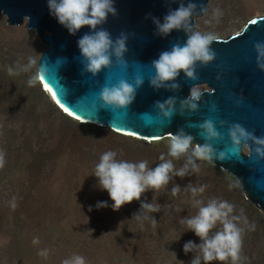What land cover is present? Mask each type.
Here are the masks:
<instances>
[{
    "label": "rangeland",
    "instance_id": "374dc122",
    "mask_svg": "<svg viewBox=\"0 0 264 264\" xmlns=\"http://www.w3.org/2000/svg\"><path fill=\"white\" fill-rule=\"evenodd\" d=\"M208 3L209 11L196 21V30L213 32L217 40H227L264 17V0ZM215 9L222 13L218 20L213 19ZM25 24L11 27L6 18L0 19V150L6 161L0 168V264H61L74 254L83 256L86 264H190L194 254H185L183 245L190 240L199 244L200 239L180 223L197 211L191 193L184 191L189 183L206 186L197 197L205 202L227 200L238 215L243 209L255 228L245 227L239 264H264V214L240 185L229 189L237 181L209 162L197 161V173L173 177L165 188L147 191L118 211L111 209L108 193L92 176L100 155L112 150L118 159L147 160L154 168L159 155L167 153L168 140L145 144L108 128L80 125L40 94L39 81L28 85L30 73L10 76L9 66L15 68L17 61L26 63L46 50ZM183 162L174 164L179 168ZM177 185L181 192L173 196L171 188ZM102 201L108 207L97 208ZM141 202L159 204L160 211L149 214L157 221L155 227L151 219H132Z\"/></svg>",
    "mask_w": 264,
    "mask_h": 264
},
{
    "label": "clouds",
    "instance_id": "9594fccd",
    "mask_svg": "<svg viewBox=\"0 0 264 264\" xmlns=\"http://www.w3.org/2000/svg\"><path fill=\"white\" fill-rule=\"evenodd\" d=\"M169 2L176 3L177 0H169ZM47 7L50 14L67 29L70 35H75L84 26L90 29L89 33L84 34L77 41L80 52L78 59L82 65L81 75L88 73L95 77L102 70L111 68L114 62L117 67L125 70L128 68V61L124 56L128 51L129 34L122 31L113 39L110 32L102 27L110 14L117 15L113 0H47ZM197 7V4L192 0H189L186 5L183 0H180L179 6L175 10L169 9L162 22L159 18L152 17L156 29L155 35L166 37L175 30L183 31L187 37L183 44L180 42L172 44L169 50L162 51L158 59L150 63L154 74L148 78V81L153 90L165 89L178 92L181 84L177 82V78L181 72L185 81H196L199 79L196 71L197 65L204 67L216 59L217 54L211 45L217 41V34L196 30L192 23L193 17L197 15ZM200 11H205V9L201 7ZM220 15H222L220 10L215 9L213 19L218 20ZM29 20V17H24L25 23H28ZM210 22L206 21V23ZM253 50L256 54V67L264 72V41H255ZM41 59L40 54L38 57L30 56L26 63L17 61L15 68L9 66L7 72L10 76L30 73L28 85L34 86L39 81L42 92L64 117L76 121L80 125L103 128L78 119L65 111L58 103L57 105L53 103L49 94L41 87V82L43 83L41 79H44L46 72V65L41 63ZM64 62L66 61L62 58L56 61L60 65ZM216 79L219 80L220 76L217 75ZM143 83L142 76H135L132 83L125 79H120L114 84L106 82L101 87L96 101L93 102L92 109L94 111L128 109ZM205 92L210 95L214 94L212 89L202 90L200 84H193L190 86L187 97L179 99L176 96H169L163 101H155L153 107L157 110V115L154 117L151 113H142L140 114L141 119L144 120L145 126H151L157 118L170 121L177 113L181 116L185 112L195 113L199 109ZM242 100V97L239 98L236 105L239 106ZM97 102L100 105L99 109L96 106ZM216 110L215 103L211 104L209 111L215 112ZM218 123L220 127H223L226 122L220 120ZM189 126L198 130V134L203 140L202 144L193 143L194 136L182 128L178 129L175 134L171 133L169 137L157 140L134 133L115 132L145 144L153 145L163 140H168V144L167 153L159 155V163L154 168L149 166L147 160L132 162L118 159L117 152L112 150L105 151L100 155L98 162L94 164L92 176L97 178L98 187L108 193L113 211H118L123 205L134 200L139 201L142 194L147 191L153 192L165 188L173 177L183 178L197 173L200 168L197 161H206L214 165V161H225L230 156L252 157L253 153L255 154L254 162L264 160V136L257 137L253 131L247 130L239 123L228 126L227 136L230 140L228 152L217 151L213 146L214 142L222 141L224 137L212 119H206L201 123ZM182 158L184 162L177 168L174 161H179ZM5 163V152L0 150V168H3ZM238 186L239 182L229 184V189ZM205 187V185L197 187L189 183L184 188V191L191 193V206L197 211L192 216L180 219V223L187 229L186 231H192L200 239V243L195 244L191 240L187 241L183 245V251L185 254L189 252L194 254L190 264H211V262L239 264L245 227L248 230H254L255 225L249 224L247 217L243 214V209H240L239 215L236 214V206L227 200L211 198L205 202L197 198L205 191ZM180 192L181 188L178 185L171 188L173 196ZM11 206L16 207L15 197H13ZM96 207H108V204L106 201H102L98 202ZM159 211V204L141 202L139 211L133 214L132 219L138 222L151 219L152 225L155 227L157 221L149 214ZM39 254L47 256L46 252ZM61 264H86V261L83 256L74 254L64 259Z\"/></svg>",
    "mask_w": 264,
    "mask_h": 264
},
{
    "label": "water",
    "instance_id": "95a60500",
    "mask_svg": "<svg viewBox=\"0 0 264 264\" xmlns=\"http://www.w3.org/2000/svg\"><path fill=\"white\" fill-rule=\"evenodd\" d=\"M185 5L189 0H183ZM197 4V15L192 23L204 18L209 11L208 0H192ZM180 0L170 3L169 0H113L117 15L111 14L102 25L115 39L120 32L129 34L128 51L125 60L128 68L117 67L115 62L109 69L102 70L97 76L85 73L81 75L82 65L79 62L77 41L90 32L87 26L79 29L75 35H70L66 28L58 23L47 7V0H0V19L6 18L11 27H21L25 24L24 17L30 20L26 29L34 31L46 50L41 56V63L46 65L43 83L55 96L57 103L72 116L108 128L117 133H134L147 138L163 139L175 134L178 129L194 136L193 143L202 144L195 125L206 119L216 122L218 130L223 135L222 141L213 143L217 151L228 152L230 140L227 129L230 124L239 123L247 130L253 131L257 137L264 136V72L256 67V54L253 50L255 41H264V17L249 22L244 29L227 40H217L211 47L216 52V59L207 66L197 65L199 79L185 81L181 72L177 82L181 84L178 92L165 89L153 90L148 78L154 74L150 63L158 59L162 51L169 50L171 45L186 40L183 31H172L168 36L155 35V25L152 17L161 22L169 9L175 10ZM203 7L205 11H200ZM66 62L61 65L57 59ZM217 75L220 79L217 80ZM135 76H142L144 83L136 93L133 103L128 109L113 111L112 109H92L102 86L107 82L114 84L120 79L129 83ZM200 84V87L214 90V94L205 92L195 113H178L171 120L157 118L151 126H145L141 119L142 113L157 115L153 107L155 101H163L169 96L183 99L189 95L190 86ZM243 98L237 106L236 101ZM215 103L216 111L209 108ZM178 107V105H177ZM226 123L220 127L218 121ZM251 146V142L249 141ZM255 161V154L248 156H230L225 161H214V167L224 171L234 178L246 195L248 201L264 214V160Z\"/></svg>",
    "mask_w": 264,
    "mask_h": 264
},
{
    "label": "bare ground",
    "instance_id": "6f19581e",
    "mask_svg": "<svg viewBox=\"0 0 264 264\" xmlns=\"http://www.w3.org/2000/svg\"><path fill=\"white\" fill-rule=\"evenodd\" d=\"M41 87H43V89L49 94L53 103L57 105V100H56L55 96L52 95V92L48 89V87L45 84H43L42 82H41Z\"/></svg>",
    "mask_w": 264,
    "mask_h": 264
},
{
    "label": "trees",
    "instance_id": "16d2710c",
    "mask_svg": "<svg viewBox=\"0 0 264 264\" xmlns=\"http://www.w3.org/2000/svg\"><path fill=\"white\" fill-rule=\"evenodd\" d=\"M39 92H40V94H42V95H44V97H46L45 96V94L42 92V90L39 88ZM51 103V102H50ZM52 104V103H51ZM53 105V104H52ZM54 106V105H53ZM55 108V107H54ZM57 110V109H56ZM58 111V110H57Z\"/></svg>",
    "mask_w": 264,
    "mask_h": 264
},
{
    "label": "snow or ice",
    "instance_id": "6c2138e0",
    "mask_svg": "<svg viewBox=\"0 0 264 264\" xmlns=\"http://www.w3.org/2000/svg\"><path fill=\"white\" fill-rule=\"evenodd\" d=\"M252 23H255V21H252Z\"/></svg>",
    "mask_w": 264,
    "mask_h": 264
}]
</instances>
